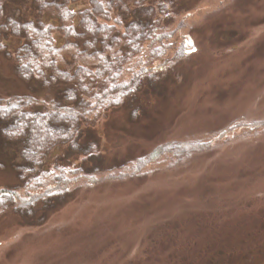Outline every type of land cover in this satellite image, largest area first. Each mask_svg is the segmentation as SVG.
Returning <instances> with one entry per match:
<instances>
[{"label":"rangeland","instance_id":"obj_1","mask_svg":"<svg viewBox=\"0 0 264 264\" xmlns=\"http://www.w3.org/2000/svg\"><path fill=\"white\" fill-rule=\"evenodd\" d=\"M7 4L36 21L31 0ZM159 31L138 92L83 126L95 156L62 148L21 184L19 146L0 138V191L17 188V205L64 190L33 222L0 215V264H264V0H179ZM51 94L0 54V99Z\"/></svg>","mask_w":264,"mask_h":264},{"label":"trees","instance_id":"obj_2","mask_svg":"<svg viewBox=\"0 0 264 264\" xmlns=\"http://www.w3.org/2000/svg\"><path fill=\"white\" fill-rule=\"evenodd\" d=\"M178 2L31 0L37 19L22 21L17 14L7 15V0H0V54L12 61L20 82L37 83L52 93L47 102L32 95L0 99V138L19 146L21 164L13 169L21 184L46 175L44 162L62 148L95 156V144L79 142L83 126L138 92L142 78L136 70L142 66L135 62L147 44L154 46L166 36L159 34L161 20ZM68 50L74 51L72 62L64 56ZM127 74L129 81L123 80ZM16 189H1L0 215L12 209L33 222L38 200L46 206L45 201L64 196L60 188L44 197L26 193L17 205Z\"/></svg>","mask_w":264,"mask_h":264}]
</instances>
